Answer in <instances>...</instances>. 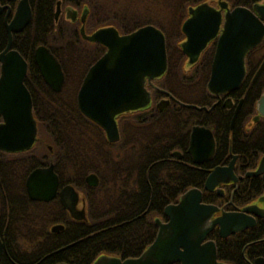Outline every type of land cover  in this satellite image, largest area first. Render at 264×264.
Wrapping results in <instances>:
<instances>
[{"label":"trees","instance_id":"16d2710c","mask_svg":"<svg viewBox=\"0 0 264 264\" xmlns=\"http://www.w3.org/2000/svg\"><path fill=\"white\" fill-rule=\"evenodd\" d=\"M56 1L28 0L31 19L24 31L12 36L11 45L27 62L23 82L30 93L37 126L44 131L52 145L50 156L60 184L69 183L86 197L87 221L69 222L56 202H50L51 211L54 212L48 215L45 205L27 200L25 203L30 209L24 214L20 210L12 211L14 221L11 219L7 222V257L2 256L0 264H56L61 261L67 264H91L100 254L120 258L136 256L154 237L153 217H160L162 208L174 202L185 189H201L205 177L200 170L170 158L171 150L183 147L170 141V132L181 134L187 132L189 126H165L170 121L167 112L154 110L152 116L145 119L141 117L148 113L141 114L138 122L145 126H139L137 139L125 147L107 144L96 125L79 113L74 101L76 86L103 48L96 43L87 46L83 40H79L74 33L75 25L53 22L52 12ZM59 1L61 5L78 9L86 6L88 13L85 24L88 29L111 25L119 32L126 33L145 24L159 28L165 37L166 51H169L167 74L175 72L176 65L173 67L171 62L175 52L169 44L173 42V37L179 38L177 27L184 6L193 0H125L118 10L102 0ZM154 11L167 14L153 15ZM57 25L66 27L64 33L58 32ZM4 41L0 25V46ZM38 44L50 48L60 62L64 84L58 93L51 92L42 83L32 62V50ZM69 61L80 64L71 68ZM205 73L201 72V75ZM251 84L247 93L246 115L239 121L240 126L232 127L230 134L231 152L238 155V163L243 168H253L258 157L264 155V119L248 126V130L242 126L253 111V101L264 88L263 74L260 73ZM160 85L185 102L199 100L200 104L204 97L208 100L204 81L189 89L200 92L201 99L194 98V93L191 96L179 94V88L174 89L166 77ZM178 110L181 115L192 114V110ZM225 148V141L218 139L217 152L221 155ZM29 155L30 152L20 154L5 164L4 158H0V173L3 170L12 172L13 188L21 185L25 174L40 160L39 153ZM89 171L97 175L95 187H87L83 181ZM3 178L4 175H1ZM261 188L259 178L243 179L232 201L237 205L246 202L254 198ZM202 201L220 203L208 193L203 194ZM61 220H65L64 229L58 234H49L45 224ZM214 234H210V237L214 238ZM74 241L76 243L68 248L50 253ZM218 255L223 258L220 251Z\"/></svg>","mask_w":264,"mask_h":264},{"label":"water","instance_id":"95a60500","mask_svg":"<svg viewBox=\"0 0 264 264\" xmlns=\"http://www.w3.org/2000/svg\"><path fill=\"white\" fill-rule=\"evenodd\" d=\"M58 4L56 2L54 15L58 12ZM201 8H188L190 18L186 21V26H196L193 22ZM241 11V8H236L226 15L224 30L218 39L206 82V89L212 94L217 95L239 87L244 73L243 55L260 40L264 31V27L248 12L246 16L251 24L246 40L234 38L229 16ZM29 18L27 0H18L10 22L5 25L7 42L0 52V150L5 152L26 150L35 139L36 121L31 112L30 95L22 82L26 63L10 47L11 33L21 31ZM217 23L216 18L211 25V33L200 34L189 29L185 31L183 27L186 26L182 24L186 38L180 43V47L188 56L189 63L196 59L206 41L213 37ZM85 38L101 44L105 50L86 71L76 93V106L85 118L103 129L107 140L115 141L118 132L114 117L126 110L145 107L149 102V92L144 86L145 78L150 83L151 79L164 72V37L157 27L145 24L125 34H119L115 27L105 25L96 28ZM33 61L43 81L51 90L59 91L63 74L49 50L42 45L37 46L33 51ZM182 105L201 109L194 105ZM157 106L160 108L159 104ZM254 111L251 121H256L258 117L264 119V90L254 103ZM212 149L210 131L202 126H192L187 148L192 156V163L201 162V159L194 158L195 155L201 153L205 159ZM173 154L175 157L178 155ZM233 158L227 166H216L209 171L203 182L204 190L211 191L216 185L229 180L234 182L236 177L232 173ZM244 175H260L264 182V156L260 157L255 169L246 171ZM85 182L95 186V175H86ZM56 187L57 178L52 172L51 164L33 169L25 180V189L30 200L48 201L54 196ZM58 200L73 219L85 218L83 205L76 207L78 194L72 185L65 184L61 187ZM200 200V190L188 188L179 194L175 203L165 205L162 213L167 221L161 222L157 217L153 219V224L157 227L155 237L138 257L120 260L115 256L100 254L91 264H168L174 261L179 264H214L213 243H200L209 230L217 225L218 234L225 236L249 227L254 223V217L264 216L262 209L255 203L237 211H222L217 206L202 203ZM257 200L264 202V192ZM214 213L219 214L214 216ZM60 229V224L50 227V231L54 233ZM3 249L4 243L0 240V256Z\"/></svg>","mask_w":264,"mask_h":264},{"label":"flooded vegetation","instance_id":"af4514ba","mask_svg":"<svg viewBox=\"0 0 264 264\" xmlns=\"http://www.w3.org/2000/svg\"><path fill=\"white\" fill-rule=\"evenodd\" d=\"M17 2L18 0H0V25H1V28L3 31L4 37H5V41L0 46V52L4 49L6 42H7V33H6L5 25L10 22ZM56 2H59L58 12L56 15H54ZM56 2H55L54 10L52 12V21L57 22V24L64 23V24L75 25L74 33L77 35L76 37L79 40H83L87 46H91V44H95L96 42L89 41L85 38L86 35H89L93 30L98 28L96 27L93 29H88L86 27L85 20H86V16L88 13V8L86 6H81L78 9L70 5H61L59 0H57ZM28 5H29V2H28ZM195 6H201L202 8L196 17V20L193 22V25L196 24V26L188 27V25L186 26V21H188L190 18L188 8L195 7ZM29 8H30V5H29ZM236 8H241L243 11H241V13L239 12V13L233 14L232 16H229V19H230L229 23L232 25L231 31L234 33V38L239 39V40L240 39L246 40L248 36L246 34L250 31V24H251V20H249V18H247L246 16V13L248 12H250L251 15L255 17L257 22L264 27V0H193V2H191L190 4H186L184 6L181 20L179 22V27H177V30L180 33V36L177 39L173 37V42L169 44V46H171L175 52L173 54L174 56L173 60L171 61L173 67L176 65L175 72H172V74H170L169 72V74H167L168 73L167 72V67H168L167 57H168L169 51L168 52L166 51L165 37L163 35L164 50H165V69H164V72L160 76H158L157 78L151 79L150 83H148L145 78L144 86H145V89L149 92L148 104L143 108L130 109V110L120 112L114 117L116 127H117V132H118V138L115 141L107 140L103 129H101L96 124L95 125L101 131L102 138L106 141L107 144L113 145V146L122 145L125 147V146L132 145L134 141L137 139L139 126H145V124H140L138 122L141 118L145 119L146 117H151L154 110H156L157 112H167V115L170 121L165 126H189L187 132H182L181 134L176 135L175 133L170 132L169 134L170 141L172 143H177L178 145L183 146L182 148L173 149L170 151L171 159L177 162H180L182 164H185L189 167H192L194 169L200 170L201 172L205 173V177H206L209 171L212 170L214 167L227 166L228 162L232 160V158L234 157L233 165H232V173L234 177H236L234 182L233 180H229L227 183L218 184L211 191L204 190L203 183H202V188L201 189L197 188L200 190V193H201L200 201L205 204L215 205L222 211H237L246 205L255 203L260 209H262V212L264 213V202L257 200V198L261 196L264 192V182L262 181L261 176L260 175H250V176L244 175L246 171H251L255 169L260 157L264 155H261L258 157L256 164L253 168H243L238 163V155L231 152V137H230L232 127L237 126V125L240 126L239 121H241L242 117L243 116L245 117L246 115L245 112L247 111V104H248L247 93L250 90V87L252 85L251 83L256 80L257 76L260 73L263 74V81H264V31L261 35L260 40L255 45L248 48L243 55L244 73H243V77H242L239 87L236 89L224 92V93H219L217 95L208 92L206 89V82L209 78V72H210L211 63L214 57V52L217 46L218 39L220 35L223 33L224 24L227 19L226 15L230 14ZM81 18H83V21H81ZM216 18L218 19V23H217L216 30L213 32V37H211L210 39L206 41L204 47L199 51L196 59L193 62L189 63L188 56L182 51L180 47V43L184 41L186 38L185 33L182 31V24L186 26V27H183L185 31L189 29V30H192V32H197L198 34L211 33L210 28H211V25L215 23ZM30 19H31V8H30L29 21ZM28 23L24 26V28L21 31L17 33H11V44H12V36L14 34H18L24 31ZM81 26H83L82 29H81ZM65 28L60 25H57V30L59 33L60 32L64 33ZM117 32L119 34H125V33L119 32L118 30ZM96 44L102 46L99 43H96ZM39 45H42L45 48H47L49 52L54 56L56 61L59 63L61 72L63 74V82H62L60 90L57 92L51 90V88L43 81L36 65L34 64L33 51ZM10 47L11 49L13 48L12 45ZM102 48H103V51L101 52V54L105 50L103 46ZM31 57H32V62L36 68V71L42 83L51 92L53 93L60 92L64 84V73L62 71L59 60L51 52L50 48H48L44 44H38L33 48ZM96 59H94L88 65L83 75L79 79L78 85L76 86V89L74 92L75 106H76L75 97H76L77 90L89 66ZM25 63H26V69H27V62L25 61ZM201 72H206V73L202 76ZM25 74H26V71H25ZM165 77L167 79V82H170L173 85L174 89L179 88V94H182V95L185 94L186 96H191V94L194 93L195 94L194 98L199 97V99H201L202 94H200V92L196 93V92L190 91L189 89L190 87H194L196 83L204 81V87L208 94V100L206 101L205 100L206 98L204 97L203 102L200 104H198L199 100L195 102L182 101L178 96H175L173 93H171L166 88L161 87L160 82L163 81ZM263 90L264 88L259 92V94ZM164 91H166L170 96L166 94ZM259 94L257 95V97L259 96ZM257 97L253 101L252 113H250L248 117L245 118L246 120L242 125L245 127V130H248V126H251L253 123L257 122L259 119H263L261 117H258L256 121H251L252 116L255 115L254 103ZM30 100H31V97H30ZM180 103L194 105L197 107H201V109H196L194 107H186ZM157 104H159L160 108L157 106ZM178 108L192 110L190 111L192 112V114L181 115ZM76 109H77V106H76ZM31 112H32V102H31ZM145 113H148V115L141 117V114H145ZM192 126H202L204 128H207L210 131L211 137H212L213 149H212L211 154L205 157V159H203V155L201 153L195 155L194 157L195 159H201V162L199 163H192L191 161L192 156L187 151V148L189 145V135H190ZM45 135L46 134L44 133V131L42 132L41 128L37 126V123H36L35 139L32 145L28 149L17 151V152H5V151L0 150V158L2 157L4 158L3 164H5L6 161L10 162L11 160L17 158L18 155L24 154L27 152H30L31 155L29 156H33V154H36V153L40 154L39 155L40 160L37 161L36 165H33L31 169L25 174L24 178H22L21 185L17 187L15 186V188L12 187V180H11L12 172L3 170L1 172L2 174L0 173V240L4 243V249L1 251L0 259L2 256L7 257V246L5 242V236H6L7 222H9L11 219H12L11 220L12 222L14 221V219L12 218V211H14L15 213L16 210H20L21 214H24V212L30 209L29 208L30 206L27 207V204L25 203L27 200L32 201V202H38L42 204L43 206L45 205L47 208L48 215L54 212V211H51L52 205L50 204V202L52 201L56 202V205L58 206V208H60L63 211V213L60 210L59 211L67 217L69 222L70 221L72 222H86L87 221L86 197L82 193H80L78 190H76L74 187L73 188L77 191V194H78V202H77L76 207L80 208L83 205L85 218L82 220L73 219L69 215V213L61 207L59 203L58 192L62 186H64L65 184H69V183L63 182L62 184H60L58 172L56 171V168H55V163L53 161V158L50 156L51 152L53 151V148H52V145L49 143L48 138ZM218 139H220V141L224 140L226 144L225 151H223V154L221 155L216 150ZM173 153L178 154L177 157H175ZM49 164H51L52 172L56 175V178H57V187H56L54 196L48 201L30 200L27 196V192L25 189L26 177L33 169L44 168V167H47ZM89 173H93L95 175L96 185H97L98 183L97 175L94 172L89 171L85 174V176L88 175ZM1 175H4L3 180L1 179ZM85 176L83 178L85 185L87 187H95L96 185L95 186L87 185V183L85 182ZM256 177L259 178L260 181L262 182L261 191L254 198H251L246 202H243L239 205L234 204L232 201V196L234 192L237 190V186L239 182H241L243 179L250 180ZM189 188H196V187H189ZM204 193L214 195L216 200L220 203L215 204V203H206L202 201V196ZM176 200L172 203H175ZM13 203H14V206L12 208ZM172 203H168V204H172ZM217 214L219 213H214V216H216ZM155 217L159 218L161 222L167 221L166 216H164L162 212H161L160 217L154 216L153 219ZM153 219H152V222H153ZM64 221L65 220L52 222V223L51 222L46 223L45 227H46L47 232L49 234H58L64 229ZM54 224L62 225V229H60L58 232H55V233L51 232L50 227ZM156 229L157 227L155 226V233H156ZM212 233H215L214 238L210 237V234ZM154 237H155V234H154ZM205 241H211L214 245V250H215V263L214 264H264V216L254 217V223L250 225L249 227L243 228L240 231H237V232L225 235V236H220L218 234L217 225H215L211 230L208 231V233L205 235V237L202 239L200 243L202 244ZM71 243L69 244L73 245L74 243H76V241L71 242ZM69 246L65 248L60 247L62 249L58 248L50 253L61 251L63 249L68 248ZM219 251L223 255L222 256L223 258L219 257L218 255ZM140 253L137 254L136 256H130L126 258L138 257ZM105 255H108V254H105ZM111 256H114V255H111ZM115 257H118V256H115ZM118 258L120 260L125 259V258H120V257ZM62 263H66V262H62ZM168 264H179V262L174 261Z\"/></svg>","mask_w":264,"mask_h":264},{"label":"rangeland","instance_id":"374dc122","mask_svg":"<svg viewBox=\"0 0 264 264\" xmlns=\"http://www.w3.org/2000/svg\"><path fill=\"white\" fill-rule=\"evenodd\" d=\"M153 2V0H151ZM102 2H104L106 5L110 6V7H113L114 9H120L123 5V3H125V0H102ZM109 2V3H108ZM158 13H156V11H154V13H152L153 15H162V16H166L167 12H159L157 11ZM165 13V14H164ZM161 21V20H159ZM80 63L79 62H74V61H69L68 62V66L69 67H74V66H78ZM72 71V69H71Z\"/></svg>","mask_w":264,"mask_h":264}]
</instances>
